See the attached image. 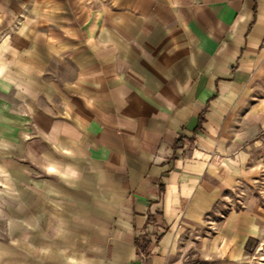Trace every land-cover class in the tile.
Instances as JSON below:
<instances>
[{
	"label": "crops",
	"instance_id": "crops-1",
	"mask_svg": "<svg viewBox=\"0 0 264 264\" xmlns=\"http://www.w3.org/2000/svg\"><path fill=\"white\" fill-rule=\"evenodd\" d=\"M260 83L264 0H0V264L242 259Z\"/></svg>",
	"mask_w": 264,
	"mask_h": 264
},
{
	"label": "rangeland",
	"instance_id": "rangeland-1",
	"mask_svg": "<svg viewBox=\"0 0 264 264\" xmlns=\"http://www.w3.org/2000/svg\"><path fill=\"white\" fill-rule=\"evenodd\" d=\"M251 93L250 104L243 106L232 126L233 134L249 155V175L231 201L235 209L242 204L256 206L259 230L248 240L240 260H203L190 256L180 264H264V83Z\"/></svg>",
	"mask_w": 264,
	"mask_h": 264
},
{
	"label": "trees",
	"instance_id": "trees-1",
	"mask_svg": "<svg viewBox=\"0 0 264 264\" xmlns=\"http://www.w3.org/2000/svg\"><path fill=\"white\" fill-rule=\"evenodd\" d=\"M146 237H147V235L144 234L141 239L137 238L135 240L137 247L139 249H141V250H144L145 249V246H146V243H147V241L145 240Z\"/></svg>",
	"mask_w": 264,
	"mask_h": 264
}]
</instances>
